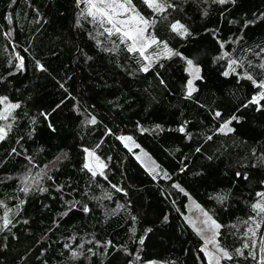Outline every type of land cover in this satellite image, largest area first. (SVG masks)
<instances>
[{
  "label": "trees",
  "instance_id": "1",
  "mask_svg": "<svg viewBox=\"0 0 264 264\" xmlns=\"http://www.w3.org/2000/svg\"><path fill=\"white\" fill-rule=\"evenodd\" d=\"M169 2L154 13L133 0L154 21L149 34L200 68L190 98L181 56L140 71L144 61L100 35L77 0H0V97L20 105L0 141V264H207L185 221L188 197L221 225L216 240L233 256L222 264H257L259 243L243 248L251 243L244 222L260 224L259 242L264 220L251 205L264 192V107L249 103L260 91L251 81L222 73L231 58L243 61L237 74L264 80V0ZM176 21L189 35L171 30ZM233 115L235 131L219 133ZM122 134L157 162L158 175L124 148ZM84 149L106 164L103 176L83 168Z\"/></svg>",
  "mask_w": 264,
  "mask_h": 264
},
{
  "label": "snow or ice",
  "instance_id": "2",
  "mask_svg": "<svg viewBox=\"0 0 264 264\" xmlns=\"http://www.w3.org/2000/svg\"><path fill=\"white\" fill-rule=\"evenodd\" d=\"M13 2H15V0H13ZM215 2L223 5L228 3L229 0H215ZM232 2H234V0H232ZM143 3L148 8L152 9L154 13H164L168 8L174 7L169 0H143ZM80 5H83L80 16L82 18H90L94 24L98 25L99 29L102 30L100 35H106L109 38L113 36L117 37L119 39V43L125 46L128 53L138 57V62L144 61V63L141 64L140 71L148 72L152 67L153 61L156 59L171 58L174 55L181 56V59H184L186 62L187 67L185 71L190 77L186 84V98H190L192 94L197 91L194 82L202 79L200 76V68L194 64L193 60L183 57L181 53L170 49L167 43L159 41L154 35L149 34V29L154 24V21L150 22L147 20L137 9L133 0H77V6ZM9 22H11L10 18ZM170 28L173 32L182 37L189 35L188 29L179 21L171 23ZM220 46L221 48L224 47L223 42H221ZM115 47L119 48V45H115ZM153 47H157L159 50L149 53V49H152ZM109 50L111 51V49ZM262 51H264V49H262ZM226 57H229V53L227 52L223 53L216 59L222 60ZM17 59L21 61L17 64V67L22 68V58L17 57ZM227 65V70H225L222 75L227 77L230 74H236L239 76V79H247L251 81L253 86L260 90L256 95H253L251 101L249 102L251 104L258 105L257 110L259 111L260 107H264L260 105V101L264 100V80H256L253 75L247 71L242 74H237L236 69L238 67H243V61L228 58ZM38 67L43 70L42 65H38ZM259 68L264 70V63H261ZM0 105H3V108L0 109V121H8L14 110L20 107L19 104L9 103L7 101V97H0ZM246 106L247 105H245V107ZM221 115L222 114L219 111L214 114L215 118H220ZM239 119V117L233 115L230 119L223 121L217 131L225 135L234 132L235 129L230 125L233 121L239 122ZM89 122L93 124L96 123L94 118ZM11 127V124H0V141H3L7 137ZM157 128H159V125H157ZM178 130L181 133H184L185 127L181 126ZM120 139L126 142V146L127 142H131L132 140L131 137H120ZM208 139L211 140L212 137L209 136ZM13 151H15V149H13ZM197 151H199V149H197ZM84 152L86 153V157L83 168L90 172L93 177H96L97 175L103 176L106 164L101 161L98 156H96L94 151L84 149ZM151 171L155 172V168ZM239 175L240 174L237 173V176ZM31 183L32 181L25 178V186L21 190L28 192L30 190ZM173 187L178 189L180 188L179 185H173ZM41 191H43V189H41ZM116 191H121V189L116 188ZM180 191H183V189H180ZM256 195L259 199L251 205V208L252 211L256 213V216H259L261 220H264V192H258ZM219 199L223 200L224 197L221 196ZM84 211H89L87 206L84 207ZM203 215L206 217V220L203 223L213 231V237L210 240L205 241V248L202 249V251L205 252V255L209 257V264H213V260L215 261V264H221V259H233L232 254H230L227 249L220 246L216 240V236L219 235L221 225L212 219V217L206 212L203 213ZM2 219L3 227L7 228L11 223L7 212H5ZM249 221H251V223H249ZM249 221L244 222L247 225V232L245 233V236L249 237L251 243L246 241L243 248L255 249L257 247V243H259V259L257 260V254L255 252H249V255L252 259L257 260V264H264V237H262L259 242L254 239L257 230L260 228V224L256 222L254 217H249ZM253 225L255 227H253ZM143 243L144 240L141 238L140 244ZM208 244H212L215 249V253L208 252ZM236 254L243 255V251L238 248L236 249ZM76 255L77 253L73 252V257Z\"/></svg>",
  "mask_w": 264,
  "mask_h": 264
},
{
  "label": "rangeland",
  "instance_id": "3",
  "mask_svg": "<svg viewBox=\"0 0 264 264\" xmlns=\"http://www.w3.org/2000/svg\"><path fill=\"white\" fill-rule=\"evenodd\" d=\"M4 122L5 121H0V124H3ZM120 137H129V136L122 134L119 136V141L124 146V148L127 149V151L133 154L136 161L147 172L151 173L154 176L160 173L157 162L149 155L148 152H146L144 149L139 147L133 140H131V142H127V146H126V142L122 141ZM85 157H86V153H85ZM153 168H155V172L151 171ZM197 206L198 205L196 204V202L191 197H188V205H187V213L185 215V221L195 231V233L199 237H201L203 241L202 249H204L205 241L210 240L213 237V231L203 223L206 220V217L203 215L204 211ZM207 250L209 253H215V249L210 244L207 245ZM202 252L205 256L207 264H209V257L205 255L204 251ZM213 264H215L214 260H213Z\"/></svg>",
  "mask_w": 264,
  "mask_h": 264
}]
</instances>
